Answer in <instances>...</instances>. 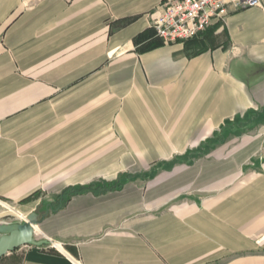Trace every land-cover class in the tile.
I'll list each match as a JSON object with an SVG mask.
<instances>
[{
  "label": "crops",
  "instance_id": "1",
  "mask_svg": "<svg viewBox=\"0 0 264 264\" xmlns=\"http://www.w3.org/2000/svg\"><path fill=\"white\" fill-rule=\"evenodd\" d=\"M161 2L0 0V198L36 241L0 264H264V0L173 44Z\"/></svg>",
  "mask_w": 264,
  "mask_h": 264
},
{
  "label": "built area",
  "instance_id": "2",
  "mask_svg": "<svg viewBox=\"0 0 264 264\" xmlns=\"http://www.w3.org/2000/svg\"><path fill=\"white\" fill-rule=\"evenodd\" d=\"M262 0H162L155 10L152 28L165 44L186 43L232 12L261 6ZM58 250L56 241L48 239Z\"/></svg>",
  "mask_w": 264,
  "mask_h": 264
},
{
  "label": "rangeland",
  "instance_id": "3",
  "mask_svg": "<svg viewBox=\"0 0 264 264\" xmlns=\"http://www.w3.org/2000/svg\"><path fill=\"white\" fill-rule=\"evenodd\" d=\"M17 210V203L8 202L0 198V238L5 232H8L12 229H18L22 225L32 224L27 221L28 217H26V219H22V217L24 216L22 214V217L20 216V214L18 215ZM38 237L41 238L39 234ZM21 246H23V244L18 247Z\"/></svg>",
  "mask_w": 264,
  "mask_h": 264
},
{
  "label": "bare ground",
  "instance_id": "4",
  "mask_svg": "<svg viewBox=\"0 0 264 264\" xmlns=\"http://www.w3.org/2000/svg\"><path fill=\"white\" fill-rule=\"evenodd\" d=\"M29 219L30 218H27V221L31 223V221ZM31 233H33V232L31 231V229L27 225H22V226H20V228L18 230H13L12 233L4 236L2 239L1 246L3 248H5L7 246L20 243L25 239H29ZM56 246L59 247L57 242H56Z\"/></svg>",
  "mask_w": 264,
  "mask_h": 264
},
{
  "label": "water",
  "instance_id": "5",
  "mask_svg": "<svg viewBox=\"0 0 264 264\" xmlns=\"http://www.w3.org/2000/svg\"><path fill=\"white\" fill-rule=\"evenodd\" d=\"M26 225H27V226L31 229V231L33 232V226H32V224H31V225H30V224H26ZM19 228H20V227H19ZM19 228H18V229H19ZM18 229H13V230H18ZM13 230H11L10 233H12ZM6 235H8V234H3V235L1 236V238H0V256H1V255H4V254L7 253L8 251H10V250H12V249H14V248H16V247L22 245V244H27V243H33V244H35V243H36V241H35L34 238H33V233H31L29 239H25V240H23V241L20 242V243H17V244H14V245H10V246H7V247L3 248V247L1 246V243H2V239H3V237L6 236ZM37 243H39V242H37Z\"/></svg>",
  "mask_w": 264,
  "mask_h": 264
}]
</instances>
